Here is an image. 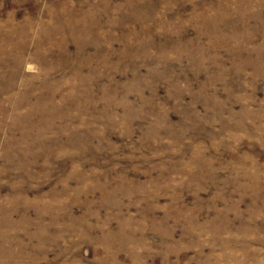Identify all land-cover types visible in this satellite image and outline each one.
I'll return each mask as SVG.
<instances>
[{"label": "rangeland", "instance_id": "rangeland-1", "mask_svg": "<svg viewBox=\"0 0 264 264\" xmlns=\"http://www.w3.org/2000/svg\"><path fill=\"white\" fill-rule=\"evenodd\" d=\"M0 264H264V0H0Z\"/></svg>", "mask_w": 264, "mask_h": 264}]
</instances>
